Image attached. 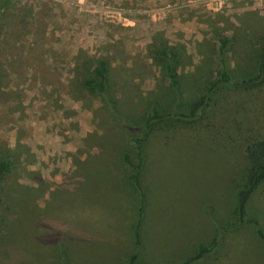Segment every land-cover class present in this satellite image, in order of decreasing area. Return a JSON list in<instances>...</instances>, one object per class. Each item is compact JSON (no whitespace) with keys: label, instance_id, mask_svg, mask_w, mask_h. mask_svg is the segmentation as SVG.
Here are the masks:
<instances>
[{"label":"rangeland","instance_id":"rangeland-1","mask_svg":"<svg viewBox=\"0 0 264 264\" xmlns=\"http://www.w3.org/2000/svg\"><path fill=\"white\" fill-rule=\"evenodd\" d=\"M263 25L264 0H0V146L17 150V173L9 184L34 190L31 201L42 213L48 211L47 222L38 224L47 236L62 232L75 241L91 238L98 249L103 238H110L106 245L117 251L116 264L127 255L124 242L134 209L108 180L126 177L127 171L115 142L102 144L106 118L99 96L76 86L87 74V57L107 58L115 96L126 94L135 102L164 86L160 68L148 55L154 43L185 46L178 71L186 78L212 53L214 77L218 37H234L226 57L231 67H243V57L258 49L255 33L264 32ZM226 99L230 110L222 108ZM251 100L257 106L248 105ZM213 114L209 126L179 128L156 135L149 144L146 228L153 243H146L151 264L180 263L198 240L209 242L214 215L205 205L213 203L223 219L235 221L231 186L238 177L233 171L244 162L243 124L252 120L248 135L264 137V87L227 94ZM105 154L110 158L104 163ZM249 208L264 228V184ZM25 241L24 236L17 243L0 241V264L11 261ZM221 243L198 264H264V245L248 229L226 233ZM157 247L172 260L157 262ZM110 258L108 251L106 264Z\"/></svg>","mask_w":264,"mask_h":264},{"label":"trees","instance_id":"trees-1","mask_svg":"<svg viewBox=\"0 0 264 264\" xmlns=\"http://www.w3.org/2000/svg\"><path fill=\"white\" fill-rule=\"evenodd\" d=\"M255 37L259 45L257 51L244 56L246 66L237 68L231 67L226 57V50L234 42V37L219 36V66L214 77H211L214 74L212 53H206L204 64L195 66L188 74L191 77L186 78V75L178 71L186 53L185 46L170 45L165 40L154 43L149 47L148 55L160 68V81L164 82V86L159 88L157 85L145 96L140 94L135 102L126 94L123 98L115 96L113 88L117 83L112 81L111 66L107 58L93 61L86 58L87 74L83 80H76V86L81 90H90L100 98V110L106 118L102 144L107 145L108 140L115 142V153L119 154L127 171L126 177L110 174L112 177L108 180L115 189H120L121 198L123 195L131 200L135 214L133 225L127 230V241L124 242L125 248L128 247L127 255L120 257L121 260L118 259L119 264H151L146 242H151L153 238L146 228L149 190L145 180L151 162L148 153L150 142L156 135L179 128L191 129L202 122L209 126L217 102L231 92L261 90L264 87V32L255 33ZM1 75L0 71V78ZM226 100V105L222 103V108L225 106L226 110H230L229 100ZM251 103L248 105L257 106L252 100ZM259 106L263 107L262 103ZM252 123L250 120L248 124H243L247 126L246 136L239 146L244 162L241 168L233 171L234 177L238 175L231 186L234 201L231 211L234 212L235 221L223 219L213 203L205 205L206 212L214 215V226L212 225L211 238L208 240L211 243L198 240L200 244L197 243L194 252L184 254L181 262L177 264L200 263L206 255L222 247L221 242L229 232L235 234L248 229L251 236L264 245L263 225L259 220L250 217L249 208L252 195L264 184V137L248 135ZM18 157L16 149L0 146V241L7 244L17 243L21 236L27 240L26 247L20 249L6 264H106L108 251L113 254V258L108 259L107 264H116L117 251L109 250L106 245L110 238H103L104 246L98 249L91 238L75 241L61 235L62 232L58 237L47 236V229L43 225L39 227L38 224L47 222L48 211L45 209L46 212L42 213L37 201H31L30 195L34 190L24 188L20 183L9 184V178L17 173ZM109 158L108 155L104 156V163ZM186 173L190 174L189 171ZM90 177L88 174L87 180ZM7 193L14 197L10 200L4 199ZM202 203L204 205L207 202ZM11 212L14 215H10ZM114 215L119 216L118 213ZM114 215L110 219L112 224H115ZM35 233L40 240L34 242ZM17 244H21L20 240ZM156 250L160 252L157 262L172 260L164 247H157ZM259 257L261 260L262 255L256 258L257 263Z\"/></svg>","mask_w":264,"mask_h":264},{"label":"built area","instance_id":"built-area-1","mask_svg":"<svg viewBox=\"0 0 264 264\" xmlns=\"http://www.w3.org/2000/svg\"><path fill=\"white\" fill-rule=\"evenodd\" d=\"M10 1H15V2H24L26 0H10Z\"/></svg>","mask_w":264,"mask_h":264}]
</instances>
